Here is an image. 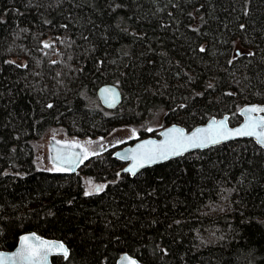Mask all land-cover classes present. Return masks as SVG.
Listing matches in <instances>:
<instances>
[{
    "label": "trees",
    "instance_id": "obj_1",
    "mask_svg": "<svg viewBox=\"0 0 264 264\" xmlns=\"http://www.w3.org/2000/svg\"><path fill=\"white\" fill-rule=\"evenodd\" d=\"M0 21V250L35 231L68 245L59 264H116L124 252L264 264V149L253 139L135 176L112 148L75 173L40 169L33 145L56 127L96 137L135 125L141 138L158 135L146 130L157 119L239 123L243 105L264 103V0H0ZM106 83L122 91L113 109L97 96ZM85 177L102 190L87 194Z\"/></svg>",
    "mask_w": 264,
    "mask_h": 264
},
{
    "label": "snow or ice",
    "instance_id": "obj_2",
    "mask_svg": "<svg viewBox=\"0 0 264 264\" xmlns=\"http://www.w3.org/2000/svg\"><path fill=\"white\" fill-rule=\"evenodd\" d=\"M52 46L53 45L48 42H43L44 48H51ZM200 51H205V49L201 48ZM249 55L254 54L249 53ZM53 63L56 62L53 61ZM209 87H211V85H209ZM104 91L107 93L112 90L105 89ZM113 97H115L114 93ZM47 107L51 108L53 105L48 104ZM246 112L248 114V122L241 128L235 130L227 127L226 119L220 121L213 120L207 127L198 128L190 135H186L182 129L173 127L165 133L167 139L164 142L156 144L153 141H149L148 145L151 147L141 144L131 157V159L136 161V163L125 171L131 172L135 175L138 168L144 167L145 164H154L160 161L168 160L173 156L181 155L189 148L206 147L209 144H217L221 142V140L229 139L234 136L255 137L259 144L264 145V116L254 117L251 115L252 113L264 112V107H249L246 109ZM73 146L82 147L79 144H75ZM87 155L88 153L85 149L84 156L82 157L79 154H76L75 156L57 154L52 159L54 163L59 161L60 164H65L72 163L73 159H85L87 158ZM122 158L127 157L125 156ZM57 170L63 169L58 167ZM101 190L102 188L98 186L93 191L99 192ZM87 194L91 195L92 192L90 191ZM29 240L39 241V238L34 236L23 237L20 250L11 257H0V264H7L8 261H12L13 264H42L43 261L47 260L49 253L55 248L60 249L65 258L69 254L67 248H65L62 243L52 244L46 241H39L38 244H29ZM130 264H136V262L130 261Z\"/></svg>",
    "mask_w": 264,
    "mask_h": 264
},
{
    "label": "water",
    "instance_id": "obj_3",
    "mask_svg": "<svg viewBox=\"0 0 264 264\" xmlns=\"http://www.w3.org/2000/svg\"><path fill=\"white\" fill-rule=\"evenodd\" d=\"M105 89H110L112 91L106 93L104 91ZM113 93L115 94V97H113ZM97 95H98V98L100 99L101 103L103 104V106L107 107V108H110V109H113V108L117 107L121 103V101L123 99L121 88L115 83H106V84L101 85L98 88V90H97ZM253 106L264 107V103H247V104L243 105L238 111L239 115L241 116V121L239 123L235 124V125H232L230 123V121H229V116L230 115L228 113H226V114H224L222 116H219V117L212 116L205 123L198 124V125L194 126L193 128H191L190 130H188L185 126H183L181 124L172 123V124H169L167 126L162 127L159 130V136H145V137L137 139L133 143H128V144H125L122 147L117 148L114 151L113 156L118 158V159H120V160H122V161H124V162H126V165L120 171L121 173L125 172V173H129L131 176H135L138 173H140L146 167L153 166L155 164L167 161V160H164V161H160V162H157V163H154V164H145L144 167L138 168V170L136 171L135 175H133L131 172L125 171L126 169L131 168L134 163H136V161L131 159V157H132V155L135 153V151L138 149V147L141 144L148 145L149 141H153L156 144H160V143L164 142L167 139V137L165 136V133L167 131H169L170 129H172L173 127L182 129L186 135H190L191 133H193L198 128L207 127L213 120L220 121V120H225L226 119V124H227V127L229 129H232V130L239 129V128H241L243 125H245L248 122V114L246 112V109H248L249 107H253ZM251 115L254 116V117H262V116H264V112L252 113ZM244 138L253 139L260 147H262L264 149V145L259 144L256 141L255 137L234 136V137H231L229 139L221 140V142H219L217 144H209L206 147L189 148L187 151L183 152L179 156H183V155H185L187 153H190V152H193V151H196V150L208 149V148H210L212 146L219 145V144H222V143H226L228 141L240 140V139H244ZM75 144H79L82 147H74L73 145H75ZM148 146L151 147L150 145H148ZM85 149L87 150V153H88L87 158H85V159H82V160L73 159L72 163H65V164H60L59 161H57L56 163L53 162L52 158L54 156H56L57 154H60V155L67 154V155H72V156H75L76 154H79L82 157V156H84ZM49 155H50V160H51L52 164L56 168L59 167V168L63 169V170H60V171H65L67 173H75L76 171H78L80 166L86 160H88L90 158L91 153H90L89 149L83 143H81L80 141L51 137L50 138V143H49ZM125 156L127 158H122V157H125ZM179 156H173L171 158H175V157H179ZM25 236L38 237L39 241H46V242H49V243H52V244H60V243H62L65 246V248H67L68 253L70 254V249H69L68 245L63 240L56 239V238L45 237V236H43V235H41V234H39V233H37L35 231H30V232L23 233L20 236L17 245L13 249H11V250H0V257H4V256L11 257L16 252H18L20 250V248H21L23 237H25ZM39 241H37V240H29L28 243L29 244H38ZM69 254H68V256H69ZM54 255H63V254H62L60 249L55 248L49 253V255L47 257V260L43 261L42 264H55L53 262V260H52V257ZM130 261H135L136 264H147L145 262H142L137 257L131 255L128 252L122 253L119 256V258L117 259L116 264H130ZM7 264H13V262L12 261H8Z\"/></svg>",
    "mask_w": 264,
    "mask_h": 264
},
{
    "label": "rangeland",
    "instance_id": "obj_4",
    "mask_svg": "<svg viewBox=\"0 0 264 264\" xmlns=\"http://www.w3.org/2000/svg\"><path fill=\"white\" fill-rule=\"evenodd\" d=\"M44 42H48L50 44L54 43L53 38H47ZM236 51L243 52L245 49L237 43ZM162 119H157L153 122H150L146 130H160L162 125ZM158 130V132H159ZM139 128L135 125H123L118 126L113 129L109 134L104 136H96V137H78L74 135L68 134L60 127L53 128L49 130L42 138L36 139L33 141L34 149H35V161L36 165L40 169L50 170V171H58L57 168L52 164L49 155V143L50 138H60V139H68V140H77L83 143L90 151L91 154L103 152L109 148H112L114 151L124 146V144L132 139H136L140 137ZM87 192H94L93 190L96 187H101L102 184L92 180L89 177L84 178Z\"/></svg>",
    "mask_w": 264,
    "mask_h": 264
},
{
    "label": "bare ground",
    "instance_id": "obj_5",
    "mask_svg": "<svg viewBox=\"0 0 264 264\" xmlns=\"http://www.w3.org/2000/svg\"><path fill=\"white\" fill-rule=\"evenodd\" d=\"M100 100V99H99ZM100 103H101V101H100ZM103 105V104H102ZM107 108V107H106ZM110 109V108H109Z\"/></svg>",
    "mask_w": 264,
    "mask_h": 264
},
{
    "label": "flooded vegetation",
    "instance_id": "obj_6",
    "mask_svg": "<svg viewBox=\"0 0 264 264\" xmlns=\"http://www.w3.org/2000/svg\"><path fill=\"white\" fill-rule=\"evenodd\" d=\"M56 264H59V263H56Z\"/></svg>",
    "mask_w": 264,
    "mask_h": 264
}]
</instances>
